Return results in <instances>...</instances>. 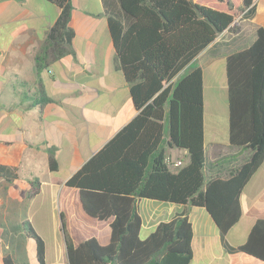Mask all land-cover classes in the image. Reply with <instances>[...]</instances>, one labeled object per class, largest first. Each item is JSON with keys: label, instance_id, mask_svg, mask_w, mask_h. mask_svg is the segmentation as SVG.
Listing matches in <instances>:
<instances>
[{"label": "crops", "instance_id": "crops-1", "mask_svg": "<svg viewBox=\"0 0 264 264\" xmlns=\"http://www.w3.org/2000/svg\"><path fill=\"white\" fill-rule=\"evenodd\" d=\"M71 2L72 43L62 45L63 52L39 68L37 55L60 14L59 6L47 0H0V165L6 167L0 172V264L5 255L17 264H29L15 248L26 250L31 260V229L44 245H53L54 259H45V264L68 263L62 215L75 244L93 236L102 245L110 240L113 218L101 221L89 216L80 189L67 183L139 111L109 31L104 0ZM108 2L119 6V0ZM255 3L251 16L235 19L174 77L179 80L198 67L203 71L209 180L230 177L252 154L250 148L232 144L229 138L226 59L253 44L258 29L264 28V0ZM165 149L172 170L188 164L187 149L172 145ZM52 157L56 169L51 168ZM240 202L241 218L226 234L232 247L242 245L255 222L264 218V162L244 186ZM137 207L141 238H147L161 222L188 214L193 226L190 264H264L227 247L204 206L142 197Z\"/></svg>", "mask_w": 264, "mask_h": 264}, {"label": "trees", "instance_id": "trees-1", "mask_svg": "<svg viewBox=\"0 0 264 264\" xmlns=\"http://www.w3.org/2000/svg\"><path fill=\"white\" fill-rule=\"evenodd\" d=\"M47 1L58 5L60 14L37 55L39 68L49 65L75 36L71 0ZM255 1L119 0L113 7L104 0L109 31L139 113L67 183L80 189L89 216L113 218L108 244L95 236L75 244L62 215L68 263L56 264H190L193 226L188 214L161 222L141 238L137 201L142 197L204 206L227 247L264 262V218L255 222L239 247L226 240L242 215L241 192L264 162V28L258 29L253 44L226 59L229 138L252 150L250 159L230 177L206 176L202 69L174 80L235 19L251 16ZM166 145L187 149L188 164L172 170ZM56 167L52 157L51 168ZM5 170L0 165V172ZM111 176L115 180L107 178ZM31 232L39 261L45 264L44 242ZM2 261L17 264L10 255Z\"/></svg>", "mask_w": 264, "mask_h": 264}, {"label": "rangeland", "instance_id": "rangeland-1", "mask_svg": "<svg viewBox=\"0 0 264 264\" xmlns=\"http://www.w3.org/2000/svg\"><path fill=\"white\" fill-rule=\"evenodd\" d=\"M45 234H47V236H49L48 232ZM29 236H30L29 239L31 241V245L29 247L30 248V258L32 261L27 260L28 258L26 255V250L24 252L21 251L23 254L20 252V246L15 248V252L18 254L19 257L26 260V262H29V264H41L39 261V258H38V254H37V239L35 237H33L32 235H29ZM23 246L25 247V245H23ZM53 251H54L53 245H44V259H46L48 261L53 260L54 259ZM45 255H46V258H45Z\"/></svg>", "mask_w": 264, "mask_h": 264}]
</instances>
